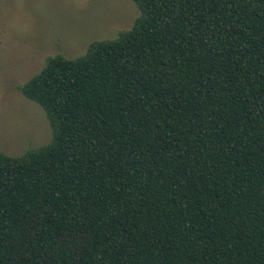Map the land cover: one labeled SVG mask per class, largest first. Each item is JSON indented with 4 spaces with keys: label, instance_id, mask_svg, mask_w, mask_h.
<instances>
[{
    "label": "trees",
    "instance_id": "trees-1",
    "mask_svg": "<svg viewBox=\"0 0 264 264\" xmlns=\"http://www.w3.org/2000/svg\"><path fill=\"white\" fill-rule=\"evenodd\" d=\"M131 1L18 88L51 137L0 150V264H264V0Z\"/></svg>",
    "mask_w": 264,
    "mask_h": 264
},
{
    "label": "rangeland",
    "instance_id": "rangeland-1",
    "mask_svg": "<svg viewBox=\"0 0 264 264\" xmlns=\"http://www.w3.org/2000/svg\"><path fill=\"white\" fill-rule=\"evenodd\" d=\"M137 15L131 0H0V150L18 155L49 141L43 109L18 89L47 56L82 54L92 40L128 29Z\"/></svg>",
    "mask_w": 264,
    "mask_h": 264
}]
</instances>
